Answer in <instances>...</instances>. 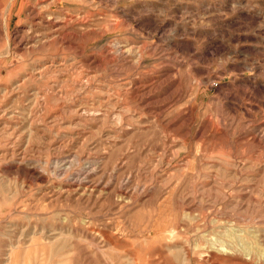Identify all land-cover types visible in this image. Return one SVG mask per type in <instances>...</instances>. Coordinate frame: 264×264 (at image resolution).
<instances>
[{
  "label": "rangeland",
  "instance_id": "rangeland-1",
  "mask_svg": "<svg viewBox=\"0 0 264 264\" xmlns=\"http://www.w3.org/2000/svg\"><path fill=\"white\" fill-rule=\"evenodd\" d=\"M0 264H264V0H0Z\"/></svg>",
  "mask_w": 264,
  "mask_h": 264
},
{
  "label": "bare ground",
  "instance_id": "bare-ground-1",
  "mask_svg": "<svg viewBox=\"0 0 264 264\" xmlns=\"http://www.w3.org/2000/svg\"><path fill=\"white\" fill-rule=\"evenodd\" d=\"M49 1V0H48ZM47 2V1H46ZM13 13V12H12ZM53 16V15H52ZM73 19V18H72ZM53 22V21H52ZM78 26V25H77ZM76 27V26H75ZM52 35H54V34H52ZM57 35V34H56ZM61 36V35H60ZM21 40V39H20ZM42 71V70H41ZM41 71H39L40 73H41ZM30 76V75H29ZM169 225H167V227H168ZM173 228V227H172ZM166 231V230H165ZM164 232V231H163ZM168 232V231H167ZM172 234H173V232H172ZM169 235H171V234H169ZM12 248V247H11ZM172 248V247H171ZM12 251V250H11ZM8 253V252H7Z\"/></svg>",
  "mask_w": 264,
  "mask_h": 264
}]
</instances>
